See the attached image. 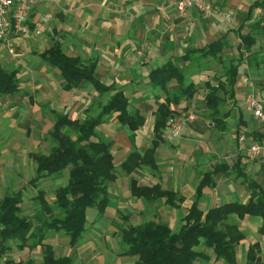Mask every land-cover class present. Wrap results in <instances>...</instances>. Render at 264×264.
<instances>
[{
	"label": "crops",
	"instance_id": "1",
	"mask_svg": "<svg viewBox=\"0 0 264 264\" xmlns=\"http://www.w3.org/2000/svg\"><path fill=\"white\" fill-rule=\"evenodd\" d=\"M180 1L45 0L33 9L28 31L17 41L14 55L0 44V63L21 78L18 93L0 95V194H5L1 200L10 192H21L34 178L32 164L22 160L34 162L35 153L49 154L39 152L43 121H48L47 141L52 145L49 135L55 126V113L82 121L96 116L115 94L102 95L87 81L66 90L60 71L41 58L55 45L69 57L96 62V77L122 91L131 113H139L145 120L140 129L131 131L119 121V114L113 113L96 128V138L110 144L116 178L106 185L105 211L100 214L96 207L87 210L85 233L76 246L72 247L62 232L46 235L43 243L53 247L56 258L69 257L72 264H136L138 258L126 254L123 232L150 222L180 229L195 202L196 188L204 175L215 169V186L204 190L199 205L204 215L226 204H248L250 187L264 190V160L253 159L248 149L240 148L242 136L247 146L255 138L264 139V118L255 117L246 101L248 96L264 100V13L255 6L262 0H206L215 11L211 16L191 8L182 13L176 7ZM39 23L43 24L41 35L35 33ZM247 36L253 38L247 42L252 43L249 51L243 42ZM215 43L222 47L219 58L198 53ZM141 49L144 55L138 57ZM170 63L184 71L187 83L196 90L192 97L172 106L174 114L168 124L181 123V135L174 138L164 131L155 153L157 168L142 166L128 174L123 170L124 162L132 153L143 154L152 146L156 111L167 99L162 89L151 85L150 74ZM231 64L239 68L236 83L231 91L221 90L223 103L214 116L207 106L209 88L226 83L225 70ZM177 89L175 82L170 83V93ZM191 115L195 119L190 120ZM31 168L36 172V164ZM5 175L13 178L18 190L7 192ZM68 178L55 188L53 201L46 197L49 203L55 201L56 191ZM131 180L173 193L176 205H167L165 198L134 197ZM38 195L39 190L29 200L37 208ZM27 202L23 194V203ZM37 208L27 216H33ZM229 222L244 236L236 247V264H249L253 245H258L256 264H264L262 219L234 215ZM12 242L0 259L10 253ZM19 245L18 250L24 251ZM25 249L40 253L43 264L41 246ZM198 249L208 259L194 264H225L212 249L203 245ZM5 263L24 264L14 259Z\"/></svg>",
	"mask_w": 264,
	"mask_h": 264
},
{
	"label": "trees",
	"instance_id": "2",
	"mask_svg": "<svg viewBox=\"0 0 264 264\" xmlns=\"http://www.w3.org/2000/svg\"><path fill=\"white\" fill-rule=\"evenodd\" d=\"M263 9L264 0L256 3ZM264 20V16H263ZM253 41L251 36L243 38L244 47L249 51ZM250 45V46H249ZM222 47L219 43L212 44L198 52L205 56L219 58ZM192 54H188L191 58ZM41 58L52 68L60 71L64 80V88L72 90L83 81L90 82L95 90L104 95L115 91L101 106L96 116H87L84 120H70L67 115L55 113V126L50 133L53 143L48 155H33L36 163V177L30 185L38 186L39 182L52 176H58L69 170L68 182L56 191V199L49 203L43 191L36 197L38 208L33 216L23 214L21 203L22 192H10L0 201V256L10 250V242L19 243L20 249L42 247L43 264H72L69 257L56 258L53 247L44 244L49 232H62L70 239L73 247L78 244L85 233L87 210L98 208L100 214L106 207V185L116 178L114 174L113 155L110 144L97 139L95 130L103 123L106 116L118 113L119 121L131 131H137L144 123L139 113H131L129 100L114 85L107 86L96 77V62L84 63L79 57L67 56L60 45H55L41 55ZM217 60V59H216ZM238 66L231 64L225 70L226 83L220 82L218 87H210L207 95V106L217 114L223 99L221 90L231 91L238 76ZM151 85L162 89L167 99L156 111L155 139L152 146L141 154L132 153L123 164V170L131 174L137 168L146 166L157 168L155 153L162 140L163 130L173 116L172 106L178 105L184 98L195 93V86L188 84L184 71L176 64L170 63L150 74ZM175 82L178 89L169 92L170 83ZM21 90V78L16 71L5 68L0 63V95H11ZM261 141L262 138H255ZM212 173H206L196 188L195 202L185 218L184 225L172 230L161 223H147L139 227H129L123 232V244L128 248L126 254L136 256V264H194L201 259H208L198 248L203 245L216 254L218 260L225 264H236V247L243 234L238 227L231 225L232 216L244 219L246 215L262 219L260 232L264 235V190L251 188V200L248 204H226L207 214L200 210L199 205L204 197V190L214 187ZM132 195L136 198L166 199V204L175 206L174 194L163 191L158 186L138 185L131 180ZM224 225V227H223ZM258 245L250 247L248 263L256 264ZM24 264H34L28 261Z\"/></svg>",
	"mask_w": 264,
	"mask_h": 264
},
{
	"label": "built area",
	"instance_id": "3",
	"mask_svg": "<svg viewBox=\"0 0 264 264\" xmlns=\"http://www.w3.org/2000/svg\"><path fill=\"white\" fill-rule=\"evenodd\" d=\"M45 0H0V44H3L9 55L15 54L16 43L28 31L27 23L35 7ZM196 7L203 10L207 15L215 14L214 9L210 8L204 0H181L178 4V10L184 12L187 8ZM43 23V22H42ZM42 23L36 26V34H42ZM247 104L250 111L257 118H264V100L259 101L253 96H248ZM192 119L193 116L191 117ZM170 130L178 134L180 123H170ZM245 137H240V148L248 149L250 157L253 159L264 160V139L253 141L249 146L246 145Z\"/></svg>",
	"mask_w": 264,
	"mask_h": 264
},
{
	"label": "rangeland",
	"instance_id": "4",
	"mask_svg": "<svg viewBox=\"0 0 264 264\" xmlns=\"http://www.w3.org/2000/svg\"><path fill=\"white\" fill-rule=\"evenodd\" d=\"M205 3L210 7L212 8L207 2L206 0H204ZM179 4V3H178ZM178 4H177V8H178ZM191 9H196L202 13H204L205 15H207V13L203 10H200L196 7H193ZM213 9V8H212ZM187 10V9H186ZM185 10V11H186ZM184 11V12H185ZM211 16V15H210ZM138 57H141L144 55L143 53V50L141 49L140 52H138ZM47 120H49V117L50 116H47ZM192 115L190 116V120H193L192 118ZM194 118V117H193ZM56 119V118H55ZM48 123V121H43L41 124L42 127L40 128L41 132L39 133V141L41 143V146L39 148V152H43V153H49V150L53 147V143L51 145L50 141H47V136H48V127L46 126V124ZM181 124V123H180ZM170 123L168 124V126L163 130V133L164 131L166 133H169L172 135V137L174 138H179L180 135H181V128H179V131H178V134L176 135L175 132L173 130H169L168 127H169ZM54 128V127H53ZM52 128V130H53ZM46 138V139H45ZM35 154H39V153H35ZM34 154V155H35ZM41 154V153H40ZM48 155V154H47ZM23 162L25 161H28V165L32 164L33 167H35V162H33L31 159L29 160H22ZM31 166V167H32ZM30 167V171H32L33 173V176L36 177V172H35V169L31 168ZM4 172H7L6 168H4L3 170ZM69 175V170L66 169L65 171H63L60 175H58L57 177L54 178V176L51 177V179L49 180H44V181H40L39 184H38V188L35 186H32L30 185L28 182L25 184V186L22 188V194H25V200L26 202L30 200V197L32 198L33 196H35L37 193H38V190L41 191L43 190L44 194H45V198L47 197L50 201H53L52 198L54 197L55 195V188L64 184L67 177ZM14 176V175H13ZM46 178H49V177H46ZM13 178H9L7 175H5V178L3 179V182L5 184L4 187L7 186V192H10V191H16L18 190L15 182L12 180ZM15 179V178H14ZM45 179V178H44ZM12 180V181H10ZM5 195V194H4ZM3 195V191H1V194H0V200L1 198L4 196ZM53 196V197H52ZM21 208H22V211H23V214L24 215H32V213L34 212L35 208H37V206L33 207V204H31V201L27 202V203H21ZM18 244V243H17ZM17 244L12 242L11 243V248L12 250L10 251V253L7 254V256H4V258L0 259V264H6L5 263V260H10V259H14V260H17V261H20V262H24L26 263L27 260L29 259H33V261L35 260L34 264H42V262L39 260L40 258V253L38 252H34L33 250H26L24 249V251H20L18 250V247H17ZM77 245V244H76ZM75 245V246H76Z\"/></svg>",
	"mask_w": 264,
	"mask_h": 264
}]
</instances>
